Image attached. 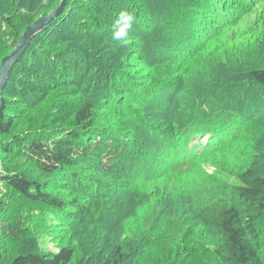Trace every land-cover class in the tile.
Wrapping results in <instances>:
<instances>
[{
  "label": "trees",
  "instance_id": "16d2710c",
  "mask_svg": "<svg viewBox=\"0 0 264 264\" xmlns=\"http://www.w3.org/2000/svg\"><path fill=\"white\" fill-rule=\"evenodd\" d=\"M39 1L43 2V0H0V36L2 39L0 43V64L2 59L12 52L13 45L20 41L21 35L28 26L41 16L52 11L59 3V0H49L50 3L43 8ZM75 1L68 0L67 6L60 17L53 20L41 33L34 37L22 60L14 64L3 91L6 107L4 109V116L0 120V148L5 152L13 153L18 150H15V148L13 150L12 146L19 143V151H25L26 156L34 162L40 171L48 176H57L65 168L70 169L74 166L72 165V160L67 157L65 152L54 148L53 141L59 136L58 134L61 133L62 137L58 139L59 142H71L79 153H85L83 148H81L82 138L88 139L86 142L88 147H90L93 141V136L85 137V134L92 132L91 135H95L96 132H101L103 136L109 137V134L115 131L112 128H116L109 127L108 123L104 126L102 125V127L98 125L102 120H107V118L102 119L101 116H98L99 112L97 108L105 107L107 104L99 106L91 97H88L89 100L76 99V89H67L70 72L67 58L76 49L75 46L73 47L75 43L71 47L64 45L60 49L62 41L68 38V35H64L65 39L60 36L62 27L60 20L67 10L74 8L75 5L73 3ZM111 1L114 5L109 7H113L114 11H118V9L123 10L124 8L126 12L131 13V7L128 3H131L132 0ZM139 1L141 0L137 2ZM142 1L145 9L135 7V10L137 13H141L138 16L141 17L139 22L143 23L147 30L146 37L147 40H150L151 44L147 46V49L152 47L155 53L154 58L147 57L152 69L146 75L149 79H158L161 76H165V80L169 82L174 81L175 76L173 73L177 72L176 67L180 66L182 60L190 58L192 54L196 57L202 50L201 48L205 42L208 43L214 36L218 38L216 34L209 36L210 27L211 29H215L214 32H220L223 25H228V27L236 25L237 22L244 20V17L251 12L253 7H258L264 3V0H237V3L235 0ZM1 8L6 9L2 10ZM41 10L42 12L40 13ZM103 11L104 15L92 16L91 20H89V24L94 30L92 36L103 27L102 31L109 33V29L114 25L113 20L106 19V12L109 10L105 8ZM114 11L109 12L115 14ZM214 18L217 20H213ZM92 22L94 24H91ZM13 35H16V37L11 43L4 39L5 36L12 39ZM70 37L71 40H75L76 38L75 35H71ZM99 37H102V34ZM94 38H97V36ZM8 43L12 49L1 56V52L5 50L4 48ZM117 44L116 41L113 43L117 47L116 50L114 48L105 50L107 58L111 57L113 59L117 51L124 48L122 45L119 46ZM133 46L135 45H130L131 48ZM91 50H89V55H93V52H90ZM152 55L154 54L152 53ZM233 57L234 55L230 58L232 59ZM114 61H119V59H114ZM91 63L92 65L89 68L91 73L93 71V74L89 73L90 75L86 78L87 84L90 85L88 91L92 90L94 78H102L108 81L110 77H114L115 79L112 81H116L117 83L119 76H122L113 68H109L106 61L103 63L95 54L91 59ZM129 64L136 67L132 62ZM106 67L109 68V70L106 69L108 73L105 70ZM214 70L212 67L205 74L211 76ZM19 73L21 76L16 78L15 82L12 83V80ZM192 75L190 74V76ZM226 76L229 77L228 81L222 80L218 85L206 86L203 88V92L199 90L198 95L192 93V89H190L191 93L189 96L197 95V100L199 98L202 99L201 105L209 104V101L213 99L215 101L214 105H217L218 110L213 106H209L211 108L210 112L206 110L203 116L196 118L195 109L179 104L176 105L175 109L171 103L166 113H163L165 117L159 120V127L148 130L150 133H154V143L149 142L147 139L132 141L133 144L128 147V153L116 155L118 163L116 166L112 169H107V165H104L105 169L102 168L100 170H104L105 172L108 170L111 172L109 174L113 176L111 179H115V181L120 180L121 183L118 184V189L123 191V198L121 199H128L129 195L133 198V200L129 199L122 202L126 203L128 201L125 206L128 208H121L119 210L118 207H115L114 211L116 215L114 217H116V220L125 221L130 216L136 218L135 215H137L136 212L138 211H135L134 208L139 205H146L148 210H150L148 211L146 208L147 211L140 215L141 226L131 237L132 239L130 238L129 243L112 242L101 253L99 257L101 264H148L152 259L149 258L150 249H154V247L165 253L162 257L164 258L163 264H183V255L189 251V240L195 234L196 236H204L203 240H199V243L195 244L197 249L195 252L200 254V261H196L199 264L201 262L202 264H264V230H261L262 228L259 223L264 218V172H260L254 166L236 173L234 175L236 177L234 182L225 180L222 183L219 178H216L218 180L213 179L212 182L208 181L201 190L196 189L199 193H195L196 191L190 192L187 195H185V192H183L185 194L180 193L177 198L183 210L178 205L176 208L179 209L177 215L181 214L183 218L180 219L178 225H171L168 221L166 207L169 204H167L168 199L172 198L169 180H166L162 184L163 188L159 186L158 181L155 182L158 184L154 193L156 196V206L161 207V209H157V207L151 208L152 205L149 200L151 197L148 195H146L144 203L140 201L144 199L143 190L145 189L147 180L150 179L148 178V172L144 171V163H156L153 169L160 172L159 178L171 173L168 170L169 168L180 172L186 169L192 170L199 163L200 157L207 154L214 147L215 143L230 140L234 134H237L235 138L239 137L241 133L239 130L246 124V117L251 116L252 121H255L259 117L262 110L258 107V103L262 102L263 98L257 95V89L259 90L261 87H264V66L256 65L248 67L243 70L242 75ZM138 77L137 75V78L132 80L134 84H130L133 86L132 89H135V87L139 89L145 88V82L144 84H140V86L136 85L135 82L137 80L140 82L139 79H141H138ZM200 77L203 76L200 75ZM128 80L130 81V79ZM174 83L177 85V82ZM117 86L120 87L118 83ZM9 87L12 88V96L16 98L10 99L7 96ZM181 88L182 86L174 88L170 93L172 95L175 92L179 93ZM52 89H55L58 93L50 99V105L40 111V114L34 119L35 121H28V123L24 124V127L18 128L21 124L15 118L16 116L19 117L17 115L18 109L16 106H13L12 101L20 97L22 105L28 106L34 100H44ZM84 89L86 90V88ZM254 89L256 91L251 94ZM216 90L219 92L221 90L227 91L226 93L229 92V95L236 96V98L231 102L227 101V104L225 103L221 107L218 96H214ZM238 93H242L245 96V101L250 102L248 106L243 105V98L238 99V96L242 97ZM209 94H213V96H209ZM72 97L74 101H71ZM137 99L138 101L135 99L133 102L142 104L146 100V98L141 99V97ZM110 103L107 107L111 108ZM253 105L254 107H252ZM225 107L227 109H223ZM116 112V115L119 116V121H115L114 125L129 118L127 124L140 126L136 121V109L129 114ZM177 112L181 114L176 118ZM229 118L232 119L228 121ZM63 122L68 123L70 127L63 128L60 131L55 125L58 123L63 125ZM166 126L169 128H162ZM17 128L19 131L16 135H13V138H15L13 140L14 143L3 140L4 136L10 137ZM159 131L169 135H166L165 139L160 142V145L157 144L159 142H156ZM153 146L157 147L159 151L158 158L160 156L166 158L168 169H162L165 167H161V162L157 160L156 155L152 157V160L149 159ZM128 162L130 163L128 164ZM131 165L136 170L133 168L129 172L128 168ZM5 167V172L1 173L0 176L2 183L20 192L28 200L51 206L55 209L56 213L64 218L69 217L75 220L78 215H82L81 220L78 221L82 228L86 223L90 226L92 220H99L96 229L93 231L96 232L93 234L92 239L95 238L96 240L97 237L102 236L100 233L103 232V226L105 222H108L111 213V204L107 201L112 200V198L108 199V196L111 195H108L106 190L100 191L101 189L109 188L100 177L96 178L93 176L91 180H88L85 178L84 173L74 169L70 173L68 181L73 183L72 185L75 186L78 193L83 194L85 198L88 197L90 200H85L79 196L64 198L58 196V194H55V192L48 188V183L32 179L24 170L19 168L14 169L12 166ZM215 183L216 185H214ZM99 184H102V188H99V192L94 191L92 187H96ZM109 189L112 191V188ZM210 191L212 193L201 200ZM101 194L102 197L107 198V201H99L102 200L100 198ZM89 202H92V206L93 202H97L95 209L89 205ZM180 210L182 211L180 212ZM175 211V209H172L171 212L175 213ZM87 212L88 217L84 215ZM144 216L146 217L143 221ZM108 223V230H113L112 233L110 232V235L115 231L114 226L116 229L121 226V223L114 225L111 222ZM165 224H167L168 228L163 230L162 228ZM9 226L6 223L2 227V235L9 236L13 234L12 229L8 230ZM160 235L162 236L160 237ZM108 236L105 238H108ZM159 251L157 252L159 253ZM74 253L73 247L67 245L58 251H51L49 253L36 251L20 252L17 256L6 259L0 247V264H69L73 261Z\"/></svg>",
  "mask_w": 264,
  "mask_h": 264
},
{
  "label": "rangeland",
  "instance_id": "374dc122",
  "mask_svg": "<svg viewBox=\"0 0 264 264\" xmlns=\"http://www.w3.org/2000/svg\"><path fill=\"white\" fill-rule=\"evenodd\" d=\"M137 1L138 0H132L131 3L127 2L131 7L133 22L126 41H117L112 38L113 27L109 29V33L102 31V29H104L103 27L92 36L94 30L91 28L89 20H91L92 16L104 15L103 9L105 8L109 11H114L113 7H109L114 5L111 0H101L96 2L93 0L90 2L89 0H76L75 3H73L75 5L74 8L67 10L60 20V23L62 22L60 36L65 39L66 37L64 35H68V38L62 41L60 49L64 47V45L71 47L73 43H75L73 47L75 46L76 49L75 51H72L71 56H68L67 58V63L70 69L67 89H76V99L89 100L88 97H91L99 106L103 104L109 105L111 102V108L109 106L107 107V105L105 107L97 108L99 112L98 116H101L102 119L107 118V120H102L98 125L102 127V125L104 126L108 123L109 127H116L112 128L115 129V131L109 134V137L103 136L101 132H96L95 135H91L92 132L85 134V137L93 136V141L91 142L90 147H88L86 143L88 139L82 138L81 148H83L85 153H79L71 142H59L58 139L62 137L60 135L61 133L58 134L59 136L53 141L54 148L65 152L67 157L72 160V165L74 166L70 169L65 168V170L57 176H48L40 171L34 162L26 156L27 154L25 151H19V143L12 146L13 150L14 148L15 150H18L13 153L5 152L0 148V176L1 173L5 172V166H12L14 169L19 168L27 172L32 179L34 178L41 182L48 183V188L60 197L71 198L79 196L85 200H90L88 197L85 198L83 194L78 193L75 186L72 185L73 183L68 181V177L74 169L84 173L85 178L88 180H91L93 176L96 178L100 177L101 180H104L103 183L107 184L109 188H112V191L109 188L100 190L99 188H102V184L92 188L96 192H99V190H106L108 192L107 194L111 195L108 196V199L112 198V200L107 201V198L105 199L101 194L100 198L102 200L99 201H107L111 204V213L109 212L110 216L108 222H111L113 225L121 223V226L118 229L114 226L115 231L110 235V232L112 233L113 230L109 231V223L105 222V225L103 226L104 230L100 233L102 236L97 237L96 242L95 238L92 239V237L96 232L93 231L96 229L99 220H92L90 226L86 223L82 228L79 225L80 222H78L81 220L82 215H78V218L76 217L75 220L69 217L64 218L56 213L55 209L51 206L41 202L28 200L22 196L20 192L15 191L0 180V247L2 254L6 259L17 256L20 252L36 251L49 253L51 251H58L68 245L73 247L75 251L73 261L69 264H101L99 257L112 242H122L123 244L129 243L130 238L141 226L140 215L148 210L146 205H139L134 208L135 211H138L136 212L137 215H135L136 218L130 216L128 220L126 219L125 221L116 220V217H114L116 215L114 211L115 207H118L119 210L121 208L126 209L128 208L125 207L128 201H126V203L122 202L129 199L133 200V198L129 195L128 199H121L123 198V191L118 189V184L121 182L120 180L115 181V179H111L113 176H111L112 174H109L111 173L110 171H100L102 168L105 169L104 165H107V169H112L116 166L118 164L116 155L120 153L125 154V152L128 153V147L133 144L132 141L147 139L149 142L151 141L154 143V133H150L148 130L154 129V127H159V120L165 117L163 113H166V110L171 103L175 109L177 104L195 109L196 118H199L205 114L204 112H206V110H208L207 112H210L211 106L217 108V105H214L215 101L213 99H211L209 104L206 105H201V98L197 100L198 92H203L204 87L218 85L222 80L228 81L229 77L226 75H242L245 68L256 65L264 66V3H262L258 7H253L251 12L244 17V20L237 22L236 25L234 24L230 27H228V25H223L224 27L222 26L220 32H214L215 29H211L210 27L208 32L210 34L209 36L216 34L218 38L214 36L208 43H204L203 41L204 45L201 48L202 50L196 57L192 54L191 57L189 56L190 58L182 60L180 66L176 67L177 72L173 73L175 76L174 81L169 82L165 80V76H161L158 79H149L146 74L152 69V66H150L147 57L154 58L155 53L152 47L147 49V46L151 45L150 40H147L146 37L147 30L144 24L139 22L141 17L138 16L141 13L139 14L135 10V7L145 8L142 5V0L139 2ZM235 2L237 3V0H235ZM49 3V0H43V2H40V5L44 8V6H47ZM123 3H125V1H123ZM1 9L5 10L6 8ZM109 11L106 12V19L113 20L115 23L120 12L125 10L124 8L123 10L118 9V11H114L115 14H112V12L110 13ZM41 12L42 10L40 13ZM87 14L88 16H86ZM85 18H87L86 21H84ZM213 20L217 19L214 18ZM91 24H94V22ZM73 27H75V29H73ZM101 34L102 37H99ZM71 35H75V40H71ZM95 36H97V38H94ZM15 37L16 35H13L11 39V37L5 36L4 39L11 43ZM115 41L118 43L117 45H122L124 48L118 50L113 59L111 57L107 58L105 50L109 48H114L116 50L117 47L113 45ZM1 42L2 39L0 36V43ZM9 43L5 46V50L1 52V56L12 49ZM133 44L135 46L131 48L130 45ZM89 50H91L90 52H93V55H89ZM152 53L154 55H152ZM94 54L98 59H101L103 63L106 61L109 68H113L116 72L122 75L119 76V80L117 81L120 87L117 86L116 81H112L115 79L114 77H110L108 81L102 78H94L92 82V90L88 91L90 85L87 84L86 78L88 75L93 74V71L91 73L89 66L91 67L92 65L91 59ZM233 55L234 57L231 59L230 57ZM197 57L198 59L196 60ZM114 59H119V61H114ZM192 60L193 62H191ZM131 62L134 63L136 67L131 66L129 64ZM125 65L127 66L124 68ZM212 67L215 69L213 74L211 76L205 74ZM109 68L106 67L105 70H109ZM190 74L193 75L190 76ZM137 75L139 76L138 79L141 78L142 80L139 79L140 82H138L136 79L137 81L135 83L140 86V84H144L145 82L144 89L136 87L135 89H132L133 86L130 84H133L132 80L137 78ZM200 75L203 77H200ZM19 76H21L20 73L16 75L14 80H12V83H14ZM128 79H130V81ZM174 82H177V85ZM107 86L109 87L106 88ZM179 86H182L179 93L175 92L174 95H172L170 92ZM84 88H86V90ZM190 89H192V93H196L197 95L189 96L191 93ZM255 91L256 90L254 89L251 94ZM11 92L12 88L9 87L7 96L10 99H14L15 96L13 97ZM226 92L227 91L221 90L219 92L216 90L214 93V96H218L219 102H221V104L219 103L221 107L223 104H227V101L231 102L236 98V96L229 95V92ZM56 93L58 92H56L55 89H52L44 100H34L28 106L22 105L20 97L12 101L13 106H16L18 109L17 115H19V117H15L21 123L18 128H22V126L24 127V124L28 123V121H35L34 119L40 114V111L50 105V99ZM238 94L242 96H238V99L243 98V105L248 106L250 102L245 101V96H243L242 93ZM228 95L233 98H230ZM257 95H259L260 98H263L262 102L258 103V107L262 110L261 113L259 112L260 115L258 114L259 117L255 119V121H252L253 119H251V116L246 117V124L239 130V132H241L239 137L235 138L237 134H234L230 140H223L222 142L215 143L214 147L208 151L207 154L200 157L199 163L192 170L186 169L180 172L172 170L171 168L168 169L166 158L161 156L158 158L157 155L159 151L157 147L155 148V146H153L154 148L152 147L149 159L152 160V157L156 155L157 160L161 162V167H165L162 169L167 168L171 173L165 174V176L159 178L158 175L160 172L153 169V166L156 163H144V171L148 172V178L150 179L147 180V184L143 190L144 199L140 201H145L146 195H148L151 197L149 198L152 205L151 208L154 209V207H157V209H161V207L159 208L156 206V196L154 193L158 184L155 182L158 181L157 183H159V186H162L166 180H169V189L172 193L171 197L174 200L172 201V198L168 199L169 201L167 200V204L169 203L166 207L168 221L171 225H178L180 219L183 218L181 217V214L177 215L179 209L176 208L177 205L180 209L183 208L177 198L180 193H186L185 195H187L190 194V192H195L196 189L201 190L208 181L212 182L213 179L218 180L216 178H219L222 183L225 182V180L234 182L236 180L234 175L250 166H254L260 172H264V87H261L259 90L257 89ZM209 96H213V94H209ZM138 97H141V99L146 98V100L143 101L145 103L139 104L133 102L135 99L138 101ZM73 99L74 98L72 97L71 101H74ZM35 104L37 105L35 106ZM252 107H254V105ZM135 109L138 115H136V121L140 126L127 124L129 118L114 125L115 121H119V116L116 115V111H118V113L125 112L126 114H129ZM223 109H227V107ZM177 113L178 114L175 116L176 118L181 114L180 112ZM230 119L232 118H229L228 121ZM55 126H57L60 131H62L63 128L70 127L66 122H63V125L58 123ZM18 128L15 129V132L11 134L10 137L4 136L3 140L14 143L13 140L15 138H13V135L18 133ZM162 128L166 129L169 127L166 126ZM166 135L169 136L165 132L159 131L157 133L156 142H159L157 143L158 145H160V142L165 139ZM147 140L146 142H148ZM126 145L128 146L126 147ZM129 163L130 162H128V164ZM127 166L126 168H128ZM133 168L135 167H132V165L129 166L128 171L130 172ZM134 170H136V168ZM214 185H216V183ZM195 193H199V191H196ZM211 193L212 192L210 191L208 194L204 195L201 200L208 197ZM91 203L92 202H89V205L92 206ZM96 204L97 202H93V209H95ZM172 209L176 210L175 213L171 212ZM182 210H180V212ZM84 215L88 217V212L84 213ZM145 217L146 216H144L143 221L145 220ZM6 223L10 225L8 230H13L12 235H2V227L5 226ZM259 223L262 228L261 230H264V218L261 219ZM167 228V224H165L162 229L166 230ZM111 229H113V227H111ZM75 231L78 232L75 233ZM107 235H109L108 238H105ZM161 236L162 235H160V237ZM203 238V235L196 236L195 234L194 237L189 240V251L183 255V264H199L196 261H200V254L195 252L197 250L195 244L199 243L198 241L203 240ZM156 250V247L150 249L149 258L152 259L148 264H163L164 258L162 257L165 253H162L159 249L157 250L159 251L158 253ZM200 264H202V262Z\"/></svg>",
  "mask_w": 264,
  "mask_h": 264
},
{
  "label": "water",
  "instance_id": "95a60500",
  "mask_svg": "<svg viewBox=\"0 0 264 264\" xmlns=\"http://www.w3.org/2000/svg\"><path fill=\"white\" fill-rule=\"evenodd\" d=\"M68 0H59L57 6L44 16H41L29 25L28 28L21 35L20 41L13 45L12 52L5 56L0 64V120L4 116V109L6 107V100L3 95L4 88L8 82L9 75L12 72L14 64L20 62L28 50L34 37L41 33L47 25L51 24L53 20L60 17L66 8Z\"/></svg>",
  "mask_w": 264,
  "mask_h": 264
},
{
  "label": "clouds",
  "instance_id": "9594fccd",
  "mask_svg": "<svg viewBox=\"0 0 264 264\" xmlns=\"http://www.w3.org/2000/svg\"><path fill=\"white\" fill-rule=\"evenodd\" d=\"M133 16L131 13L122 11L113 25L112 38L117 41H126L129 30L132 27Z\"/></svg>",
  "mask_w": 264,
  "mask_h": 264
}]
</instances>
